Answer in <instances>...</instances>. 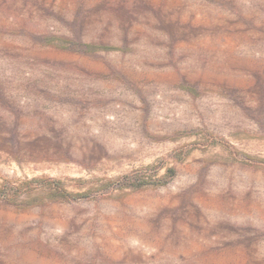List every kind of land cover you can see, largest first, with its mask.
Masks as SVG:
<instances>
[{
    "label": "rangeland",
    "instance_id": "1",
    "mask_svg": "<svg viewBox=\"0 0 264 264\" xmlns=\"http://www.w3.org/2000/svg\"><path fill=\"white\" fill-rule=\"evenodd\" d=\"M0 264H264V0H0Z\"/></svg>",
    "mask_w": 264,
    "mask_h": 264
},
{
    "label": "trees",
    "instance_id": "2",
    "mask_svg": "<svg viewBox=\"0 0 264 264\" xmlns=\"http://www.w3.org/2000/svg\"><path fill=\"white\" fill-rule=\"evenodd\" d=\"M169 172H173L172 169H169ZM149 176L151 177V175H149ZM130 178H131V175H124L120 179H117V180H120L119 183H118L119 186H124V185L129 184L131 182L130 181L131 180ZM141 182L144 183L146 181H141ZM142 183H138V185L139 184H142ZM54 189L57 190V191L60 190L59 186L54 187ZM63 194H65V192H63Z\"/></svg>",
    "mask_w": 264,
    "mask_h": 264
}]
</instances>
